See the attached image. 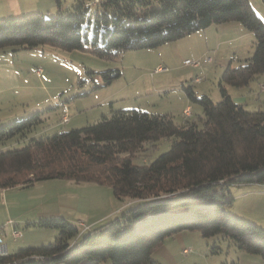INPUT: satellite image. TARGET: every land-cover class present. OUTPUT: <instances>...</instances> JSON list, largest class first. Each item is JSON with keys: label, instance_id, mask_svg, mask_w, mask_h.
Listing matches in <instances>:
<instances>
[{"label": "trees", "instance_id": "1", "mask_svg": "<svg viewBox=\"0 0 264 264\" xmlns=\"http://www.w3.org/2000/svg\"><path fill=\"white\" fill-rule=\"evenodd\" d=\"M93 2V11L79 0L65 13L35 11L0 18V47L18 50L51 44L113 59L127 50L158 47L213 23L239 21L254 33L255 49L244 64L226 67L220 76V101L183 85L187 96L202 106L199 122L186 119L180 124L170 114L131 108L115 109L94 123L53 135H32L44 121L42 110L1 124L0 188L66 179L109 185L121 201L137 202L85 233L77 223L59 216L28 222L55 228L56 239L20 247L1 256L0 264H163L154 258L155 249L167 237L192 230L208 240L218 237L264 262V227L227 211L234 200L228 195L232 185L264 184V111L235 102L227 88L249 86L264 75V22L251 1ZM57 4L61 10V0H55ZM122 73L120 68L104 70L103 85ZM163 139L172 140L169 150L151 162H135ZM217 242H208L211 254L223 250Z\"/></svg>", "mask_w": 264, "mask_h": 264}, {"label": "rangeland", "instance_id": "2", "mask_svg": "<svg viewBox=\"0 0 264 264\" xmlns=\"http://www.w3.org/2000/svg\"><path fill=\"white\" fill-rule=\"evenodd\" d=\"M49 1L50 4H48ZM93 1L84 0L87 5H90L92 11L96 6ZM250 1L253 9L264 22V0ZM40 3V7L44 8L38 11L53 15L58 11L65 13L73 10L79 0H61V10L58 4L55 5V0H41ZM51 6L53 7L50 8ZM211 25L155 48L127 50L113 59L99 57L91 50H69L51 44L18 50L11 46L0 47V119L13 122L42 110L45 114L44 121L39 123L32 135L41 133L53 135L94 123L102 115L110 116L112 113L110 104L104 103L103 100L118 92L120 100L119 105L117 101L115 107L126 106L123 108H140L149 113L170 114L180 124L184 123L187 117L199 122L198 114H201L199 109H202V106L187 96L183 85H192L197 95H207L214 102L220 101L222 98L219 86L220 76L227 66L238 67L244 64L246 59L252 56L256 43L254 33L247 34L240 42L219 43V40H225L223 37L228 33L235 32L227 31L224 34L209 36L210 45L215 44L210 50L192 48L194 45L203 48L206 43V32L212 33L220 28L217 26L218 23ZM187 59L199 61V67L185 63ZM153 61H162L161 66H166L169 70L154 73ZM172 61H179V63L175 64ZM38 68L43 70L41 74L38 73ZM114 68L122 69L121 77L113 80L109 86L103 85L102 72ZM197 77H201L202 81L196 82ZM251 83L241 88L227 85V88L229 87L235 93H238V90L244 93L248 100L245 105L248 110L264 111L263 92L252 88V85L255 88L258 83L264 84V75L260 80H254ZM259 94L260 99L256 98ZM122 96L125 99H122ZM183 98L191 106L189 109L192 111L189 116L183 112L185 106L182 104ZM61 103H66L70 108V122L62 123L63 111L59 107ZM73 117L75 118L72 120ZM171 141V139H163L154 150L140 154L135 162L139 164L151 162L158 155L169 150ZM60 188L63 189V184ZM261 189H264V184L232 185L228 195L234 200L227 207L228 213L259 222L264 227V196L255 194ZM112 191L113 188L109 185L100 186L92 183L90 187L81 186V190L74 195L75 200H80L77 209L76 201L75 204L71 201L74 204L73 213L76 209V216L87 220L89 211L90 214L94 213L90 209L99 207L103 210L110 206ZM5 203L6 199L0 197V229L3 224L6 226L3 238L8 245L18 244L27 236L36 239L40 237L46 244L56 239L58 231L55 228H34L26 226L27 221L23 223L18 221L21 222L18 223V230L22 231L23 236L15 240L12 236L13 228L10 229V223L7 222ZM62 217L67 219L70 217L78 221L73 216ZM187 232L195 235L197 240L189 243L192 244L189 253L181 252V256L173 264H221L224 261L231 263L233 260H239L237 258L240 257L242 259L259 257L235 247H229L226 241H219L218 237L208 240L198 230ZM212 240L218 241L217 243L222 246L223 250L220 253L209 252L208 242L212 243ZM19 248L13 247V250L17 251ZM240 264L245 262L240 261Z\"/></svg>", "mask_w": 264, "mask_h": 264}, {"label": "crops", "instance_id": "3", "mask_svg": "<svg viewBox=\"0 0 264 264\" xmlns=\"http://www.w3.org/2000/svg\"><path fill=\"white\" fill-rule=\"evenodd\" d=\"M40 2L41 0H0V18L17 16V15L27 14L30 12L41 10L44 7H40L41 5ZM48 4H50V1ZM52 7L53 6H51L50 8ZM217 26H219L220 28H217L216 30H214V32L212 33H210V31L206 32V43L203 48H200L198 45H194V47L192 48H196V49L198 48L199 50H202L205 48V51L210 50L212 46H215V44L210 45V43L208 42V38L210 35L214 36V35L224 34L227 31H235L233 33H228V35L223 37L225 40H219V43H223V42H236V41L240 42L243 37H245L247 34L252 33L245 26H243V24L239 21H228L224 23H218ZM161 62L153 61L152 66L155 68V70L157 67L162 65ZM172 62H174L175 64L179 63V61H172ZM196 67H199V66H196ZM155 70H154V73H157L155 72ZM161 72H167V71H161ZM195 81L201 82L202 81L201 77H197ZM110 84L106 86H109ZM260 86L261 85H259L258 83L255 86V88L252 85V88L262 91L264 95V88L261 87L260 89ZM228 91L231 94L235 102L242 103L245 105L248 103L246 102L248 100H246V96L244 95V93H240L239 90H238V93H235V91H232L229 87H228ZM256 98L260 99L261 95L259 94ZM122 99H125V98L122 96ZM119 100L120 98L118 96V92H115L109 95L103 101L104 103L110 104L111 111L115 109H128V108H123L126 106L115 107V104L117 101H118L117 105H119ZM182 104H185L183 108L184 110L187 108L191 109V106L189 105L188 101L185 98L182 99ZM199 111L202 112V109H199ZM192 115H193V112H192ZM74 118L75 117H73L72 120ZM187 118L189 119V117ZM6 121L7 120L0 119V125L3 123H8ZM61 184H63V189L60 188ZM90 184L92 183H75L73 181H68V180L65 182V180H62V179H49V180L37 182L34 185L29 186V187L0 188V197H3L4 199H6L5 205H6L7 216H8L7 222L10 223L9 224L10 229L13 228V230L14 229L18 230L19 229L18 223H21V222L23 223L25 221H27L26 226L37 228V226L28 225V222L38 221L41 218H46V217H51V216H59V217L73 216L75 219H78V221L70 217L68 219L72 220V222L74 223H77L80 227L81 232L85 233L89 231L91 228H94L95 226L101 224L102 222L104 223V221H107L119 215L124 209L130 207L135 202V200L133 199H126L125 201H121L114 195L112 191V199H111L110 206H108L107 208L103 210L99 207H95L94 210L90 209L92 210L91 212H94V213L90 214V211H89L87 220L83 218H78L76 216L77 215L76 209L80 205L79 204L80 200L79 199L75 200L74 195L78 193V191L81 190V186L90 187ZM100 186H103V185H100ZM69 188L71 189L75 188V189L71 190ZM91 188L94 189L93 187ZM107 190H110V189H107ZM255 194L258 196H264V189H261L259 193L255 192ZM71 201H74V204L76 201V204H75L76 209L74 213H73L74 204ZM81 202L83 201L81 200ZM18 221H21V222H18ZM2 226L3 227L0 229V231L3 235L4 234L3 231H5L6 226L4 224ZM22 236H23V233H22ZM21 237L19 238L13 237V238L15 240H19ZM194 240H197V237L187 231H181L173 236L167 237L165 241L163 242V244L155 249L154 254H153L154 258L163 264H173L176 262L178 257L181 256V252L186 253L184 252V249L186 247H191L190 245L192 244H189V243H191ZM40 243L45 244L44 242H42L40 237L39 239H36L34 237L27 236L22 241H19L18 244H12V245H8L7 243L6 244L8 247V252L14 253L16 251L13 250V247H26V246L41 245ZM237 259H239L238 260L239 264H240V261L242 263L245 262V264H264L263 260L260 259L259 257H253V258L245 257L243 259L240 257Z\"/></svg>", "mask_w": 264, "mask_h": 264}, {"label": "built area", "instance_id": "4", "mask_svg": "<svg viewBox=\"0 0 264 264\" xmlns=\"http://www.w3.org/2000/svg\"><path fill=\"white\" fill-rule=\"evenodd\" d=\"M185 63H187V64H192V65H195V66L200 65V62H199V61H191V60H189V59H187V60L185 61ZM168 70H169L168 67H166V66H161V65H160L159 67L156 68L155 72L168 71ZM42 71H43V70H42L41 68H38V73L41 74ZM260 85H261L262 88H264V84H260ZM59 106L61 107V109H62V111H63V115H62V123H67V122L69 121V117H70V108H69V106H68L66 103H61ZM184 114H185L186 116H189V115L191 114L190 109H189V108L185 109V110H184ZM12 235H13L14 238H19V237L22 236V232L19 231V230H17V229H14V230L12 231ZM190 249H191V247H189V248H185V249H184V252L187 253V252L190 251ZM8 253H9V252H8L7 244L4 242L3 235H2V233H1V231H0V257H1V256H4V255H7ZM12 264H17V263H16V262H13Z\"/></svg>", "mask_w": 264, "mask_h": 264}]
</instances>
